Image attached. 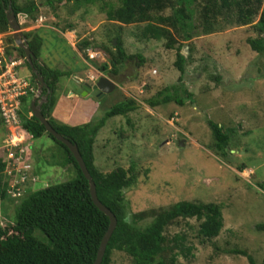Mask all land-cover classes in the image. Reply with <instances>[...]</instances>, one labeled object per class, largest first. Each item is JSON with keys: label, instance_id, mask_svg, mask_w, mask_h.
Returning <instances> with one entry per match:
<instances>
[{"label": "rangeland", "instance_id": "obj_1", "mask_svg": "<svg viewBox=\"0 0 264 264\" xmlns=\"http://www.w3.org/2000/svg\"><path fill=\"white\" fill-rule=\"evenodd\" d=\"M40 7L44 24L65 25L62 22L75 19L77 30L97 47L90 50L100 52L97 59L88 60L90 65L97 69L103 59L107 60L98 46L106 37H112V33L104 32L106 27L116 24H109L97 8L91 6L90 12L80 16L81 13L69 14L68 8L59 6L54 17L48 7ZM17 18L23 32L36 25L24 16ZM143 26H114L120 32L124 49L133 58L126 60L117 75H107L117 84L112 92L91 96L84 93V83L79 85L62 77L50 117L57 124H95L116 103L125 98L135 99L140 107L127 117L106 120L93 146L95 165L102 172L126 169L132 164L139 170L133 188L123 191L128 205L127 220L130 222L136 213L167 208L179 201L219 203L223 227L210 241L202 243L197 237L194 219L180 220L166 229L168 239L184 234L185 247H192L189 254H177L175 264H248L245 256L232 253V249L247 251L260 262L264 234L256 232L255 225L264 224V53L252 51L246 42L256 34L248 26L229 24L226 30L207 40H177L168 49L163 40L140 39L139 28ZM40 36L43 44L39 62L61 71L78 70L85 76L79 54L64 38L71 40L72 34L65 32L63 37L57 30L43 28ZM177 50L186 57L183 73L175 66ZM80 54L87 60V51ZM137 55L143 57V63H138ZM16 70L19 77L30 76L26 65ZM179 77L193 95L190 99L184 98L182 105H143L165 87L180 85ZM71 92L75 98L69 95ZM37 95L40 101L43 95ZM26 99L29 103L30 97ZM208 119L233 130L231 151L225 156L209 147L212 140ZM3 134L0 123V140ZM32 152L31 159H38L33 161L30 175L40 172L30 191L74 178L71 167L62 164L65 152L47 135L33 140ZM241 164L245 169L239 171ZM7 182L6 193L13 183L8 179ZM13 208L14 202L8 197L0 203V211L4 209L9 219L13 217ZM149 222L150 219L144 220L138 226ZM111 264L132 263L124 253L115 251Z\"/></svg>", "mask_w": 264, "mask_h": 264}, {"label": "trees", "instance_id": "obj_2", "mask_svg": "<svg viewBox=\"0 0 264 264\" xmlns=\"http://www.w3.org/2000/svg\"><path fill=\"white\" fill-rule=\"evenodd\" d=\"M10 2L16 17L24 16L35 24L40 20V26L30 25L32 29L23 33L29 49L36 57L34 65L51 91L47 102L41 106V112L57 133L77 146L95 184L98 200L116 218V227L100 264H111V255L115 251L124 253L132 264H175L177 254L184 252L189 254L192 251V247L184 245L187 240L184 234L175 235L172 239H168L165 234L169 226L178 224L180 220L194 219L197 222V237L201 238L202 243L216 238L223 227V217L221 205L215 202L179 201L167 208L136 213L132 215L130 222L127 220L128 205L123 191L133 188L139 170L132 164L126 169L118 167L110 172H102L95 165L93 146L106 120L127 117L140 106L135 99L125 98L106 111L95 124L55 123L50 114L54 109L58 82L62 77H69L71 72L50 68L39 62L43 44L40 32L43 28H48L45 26L59 31L62 36L65 32L75 31L74 47L83 55L87 49L97 47L94 46L92 39H87L77 30L75 19L62 22L65 25L52 22L44 24L40 6L52 10L54 17L59 6L68 8L69 14L81 13L80 16L90 12V7L93 6L105 15L109 24H116L119 29L124 25H144L139 28L140 39L163 40L164 46L168 49H172L177 40L188 43L198 37H214L223 29L226 30V25L229 24L248 26L256 36L248 38L247 44L252 51L263 54L264 0H10ZM8 3L9 0H0V34H6V54L15 52L18 57L24 58L23 51L15 47L8 27L5 16ZM22 24L24 23L21 22V26ZM116 25H112L111 28L107 26L104 31L112 33V37H106L105 42L98 46L107 55V60L97 66L100 72L114 76L120 72L126 60L133 58L124 49L120 32L114 27ZM113 39L116 40L114 47ZM67 42L69 43L68 40ZM136 57L138 63H143L141 55ZM185 62L186 57L177 50L175 66L180 73L184 72ZM24 63L30 70L28 63L26 61ZM214 80L219 81V77H215ZM29 81L36 86L35 76L31 70ZM179 81L181 82V77ZM45 93L46 90L43 89L42 94ZM192 96L181 82L180 85H172L158 91L153 97L145 100L143 105L146 103L150 108L172 102L182 105L184 98L190 99ZM28 97L31 99L33 96ZM26 98H23L21 103L22 127L34 140L47 135L59 145L65 152L62 164L69 165L75 176L66 182L49 184L31 191V186L38 180H32L27 176L24 183L16 185V188H22L23 194L12 198L6 193L7 179L12 180L15 175L8 176L4 172L5 164L0 158V203L7 197L14 202L11 220L4 209L0 211V264H92L100 241L108 229L109 220L92 203L88 182L66 146L48 135L44 126L34 116L27 117L30 106ZM128 122L129 120L127 125ZM207 124L212 140L209 147L216 154L225 156L231 151L232 128L211 119L207 120ZM244 169V164L238 166L239 171ZM39 172L33 174L38 177ZM3 177L5 179H2ZM147 219H150V222L146 226H138ZM255 231L264 234V224L255 225ZM230 251L245 256L248 264H264V244L260 262L247 251L241 249Z\"/></svg>", "mask_w": 264, "mask_h": 264}, {"label": "built area", "instance_id": "obj_3", "mask_svg": "<svg viewBox=\"0 0 264 264\" xmlns=\"http://www.w3.org/2000/svg\"><path fill=\"white\" fill-rule=\"evenodd\" d=\"M36 25L40 26L38 22ZM5 36L6 34H0V119L7 134L0 142V158L5 164L4 172L8 176L15 175L7 194L17 198L21 195L22 188H16V185L24 183L27 176L34 180L29 175L30 165L25 158L26 150L31 148L32 136L19 128V111L22 99L37 95L38 90L29 79L18 76L16 68L24 65L25 59L14 52L6 54ZM31 116L32 113L29 112L28 117Z\"/></svg>", "mask_w": 264, "mask_h": 264}, {"label": "water", "instance_id": "obj_4", "mask_svg": "<svg viewBox=\"0 0 264 264\" xmlns=\"http://www.w3.org/2000/svg\"><path fill=\"white\" fill-rule=\"evenodd\" d=\"M5 16L7 19L8 27L10 31L12 32L11 37L13 39V43L15 47L18 49L22 50L24 53V58L26 62L28 63L31 72L35 76V82L37 85V89L39 94H41L42 90L45 89L46 93L42 97V101L44 103L47 102L49 95H51V91L48 88L47 84L45 83L43 77L41 74L38 72L36 69L34 62L36 61L35 55L31 52L28 46V42L24 36L23 31L20 28V24L18 22L17 17L15 16L12 7H11V2L9 0L8 6L5 10ZM112 44L115 45L116 41L115 39L112 40ZM115 85L112 81H110L106 77H100L94 84H88L85 83L83 89L85 90V94H90L91 96H97L100 97L102 95H106L107 93H110L114 90ZM36 98L33 97V99L30 102V107L31 111L33 113V116L44 126L45 131L52 136L56 141L62 143L66 148L69 150V152L72 154L74 160L76 161L79 169L81 170V173L83 174L84 178L88 182L89 186V194L92 200V203L96 206V208L101 211L104 215L107 216L109 220L108 224V229L105 232L103 238L100 241L95 260L92 264H100L102 261V257L104 255L107 243L116 227V218L113 215V213L105 207L97 198L96 195V189H95V184L92 180V177L90 176L86 165L79 153V150L75 144H73L69 139L65 138L61 134L57 133L47 122L46 118L43 116L41 112V105L42 103L40 102L39 104H36Z\"/></svg>", "mask_w": 264, "mask_h": 264}, {"label": "clouds", "instance_id": "obj_5", "mask_svg": "<svg viewBox=\"0 0 264 264\" xmlns=\"http://www.w3.org/2000/svg\"><path fill=\"white\" fill-rule=\"evenodd\" d=\"M11 34H12V32H11ZM187 48V47H186ZM87 51V61L88 60H95V59H97L98 57V55H100V52H98V51H93V50H90V49H87L86 50ZM15 53V52H14ZM16 54V53H15ZM25 59V58H24ZM24 61H26V60H24ZM103 61L104 62H106V60H104L103 59ZM100 62H102V61H100ZM104 62H102V63H104ZM101 63V64H102ZM24 65H25V63H24ZM24 65H22V66H24ZM97 71H99L98 69H97ZM100 72V71H99ZM100 73H102L103 75L102 76H96V78L95 77H93V76H90L89 78H88V82H90L91 83V85L92 84H94L100 77H106V78H108L110 81H112V78H110L109 76H107V74H104L103 72H100ZM27 79V78H26ZM113 83H114V85H115V87H116V83L114 82V81H112ZM85 84V83H84ZM89 84V83H88ZM36 87H37V85H36ZM38 90V89H37ZM43 91V90H42ZM37 94H39V92L37 93ZM42 95H44V94H42V92H41V94L39 95V97L40 96H42ZM33 97H37L36 98V104H38V95H32ZM94 96V95H93ZM33 97L30 99V101H29V106H30V102H31V100L33 99ZM95 97H97V96H95ZM42 104H44V102L42 103ZM42 106V105H41ZM20 111H21V109H20ZM20 111H19V119H20ZM29 112H31L32 113V111H31V107H30V111ZM28 112V113H29ZM32 116H33V113H32ZM27 117H28V114H27ZM47 120V119H46ZM48 122V121H47ZM0 123L2 124V126H3V123H2V121H1V119H0ZM22 128L27 134H29V135H31L30 133H28L23 127H22V125H21V120H20V125H19V128ZM3 129H4V126H3ZM47 133V132H46ZM6 134H7V131H5V129H4V134H3V136H2V138H1V140H0V142L4 139V137L6 136ZM48 134V133H47ZM49 135V134H48ZM32 136V135H31ZM49 137V136H48ZM33 136H32V139H31V148L30 149H28V150H26V152H25V158H26V160H27V162H28V164L30 165V169H29V175H30V173H32L31 172V170H33V168H34V160L35 159H38L37 157L34 159V156H33V160L31 159V153H33L32 151H33ZM30 161L33 163V167H32V164L30 163ZM34 175V174H33ZM33 175H30L31 177H33L34 178V180H39V178L37 177V176H33Z\"/></svg>", "mask_w": 264, "mask_h": 264}, {"label": "crops", "instance_id": "obj_6", "mask_svg": "<svg viewBox=\"0 0 264 264\" xmlns=\"http://www.w3.org/2000/svg\"><path fill=\"white\" fill-rule=\"evenodd\" d=\"M45 27H50V26H45ZM69 34H72V38H71V40H69L68 39V37L66 36L65 38H67V40L69 41V43H70V45L73 47V49L75 50V51H77L76 50V48L74 47V37L76 36L75 35V31H71V32H68ZM64 35V34H63ZM212 37V36H211ZM206 38H208V37H198V38H196V41L198 42V40H204V39H206ZM195 41V40H194ZM77 53L79 54V58L81 59V62L84 64L83 66V70L85 71L84 73H85V76H84V74L82 73L81 74V72L80 71H78L77 70V72L76 73H70L71 75L68 77V78H71L72 80H73V82L74 83H76V84H79V85H81V83L83 84V83H89V84H91L90 82H88V78L90 77V76H93V77H95L96 78V76H100L102 73H100V72H98L97 71V69L95 68L96 67V65H92V63H91V65H90V62L89 61H87V60H85V59H83L82 58V55L77 51ZM105 60V59H104ZM148 72H149V70H147ZM103 75V74H102ZM23 78H25V77H23ZM27 79H29V76H28V78ZM84 85V84H83ZM59 88V82H58V86H57V89ZM68 92H66L65 93V95L67 94ZM72 93V94H71ZM71 93H69V95L70 96H72V97H74L75 98V94L73 93V92H71ZM62 96H64V95H62ZM78 98V97H77ZM43 103V101H42V99L40 100V101H38V104L39 103ZM53 114H54V112L52 111V116H53Z\"/></svg>", "mask_w": 264, "mask_h": 264}]
</instances>
